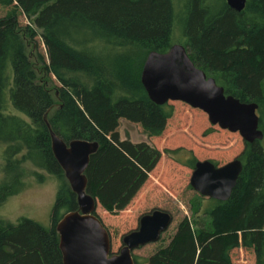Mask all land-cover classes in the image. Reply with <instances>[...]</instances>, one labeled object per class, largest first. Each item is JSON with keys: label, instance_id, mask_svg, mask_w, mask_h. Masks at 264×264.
<instances>
[{"label": "trees", "instance_id": "16d2710c", "mask_svg": "<svg viewBox=\"0 0 264 264\" xmlns=\"http://www.w3.org/2000/svg\"><path fill=\"white\" fill-rule=\"evenodd\" d=\"M0 9L7 11L0 18V144L11 174L0 184V206L26 189L17 174L25 164L61 183L50 229L29 219L0 220V264H63L57 225L78 206L53 155L51 132L67 144L99 143L87 194L110 215L134 202L163 155L186 152L121 142L118 132L127 121L151 139L165 134L175 108L151 102L141 76L150 53L175 45L177 30L192 62L226 96L259 106L264 133V0H248L242 13L225 0H0ZM23 18L29 25H21ZM52 78L56 89L47 85ZM244 147L231 199H208V220L184 218L167 247L143 264H234L236 250L252 251L264 264V150L261 142ZM196 163L184 165L194 170Z\"/></svg>", "mask_w": 264, "mask_h": 264}, {"label": "water", "instance_id": "95a60500", "mask_svg": "<svg viewBox=\"0 0 264 264\" xmlns=\"http://www.w3.org/2000/svg\"><path fill=\"white\" fill-rule=\"evenodd\" d=\"M247 1L225 0L236 13L245 10ZM141 83L150 101L158 106L183 103L206 114L212 126L239 134L246 144L264 140L259 106L226 96L225 90L214 79L195 66L182 45H174L166 54L150 53L143 67ZM50 136L53 155L78 206L77 211L66 214L57 225L63 264H136L134 251L158 243L172 224L171 214L156 210L143 216L139 229L126 235L121 250L113 254L111 235L96 216L98 203L87 194L86 173L91 158L99 152V143L76 140L67 144L53 132ZM243 169V163L238 159L223 167L211 161L197 162L190 186L203 198L226 203L231 199Z\"/></svg>", "mask_w": 264, "mask_h": 264}, {"label": "rangeland", "instance_id": "374dc122", "mask_svg": "<svg viewBox=\"0 0 264 264\" xmlns=\"http://www.w3.org/2000/svg\"><path fill=\"white\" fill-rule=\"evenodd\" d=\"M6 12L0 9V18H3ZM21 25L27 26L29 22L23 18ZM31 27L36 30L34 26L31 25ZM183 40L182 33L177 30L174 34L175 45H183ZM37 43L40 52L46 56V49L40 38L37 39ZM28 54L35 62L32 47L28 48ZM40 77L43 78V75ZM47 80L50 89L59 87L55 79ZM170 104L174 106L175 114L161 138L151 139L144 135L139 126L121 121L118 129L120 141H129L132 144L144 143L161 152L167 149H184L186 152L176 156V159L163 155L142 191L124 212L110 215L99 206L96 213L111 235L114 254L121 250L123 238L139 229L143 216L156 210L173 216V223L170 229L162 235L160 242L134 251L133 256L141 260V264L161 248L167 247L184 218L190 219L191 222L203 218L208 220L203 211L209 206L208 199H199L201 196L193 191L190 180L194 170L186 167L184 163L194 158L197 162L211 161L216 166L223 167L236 160L245 148L244 141L239 134L212 126L208 116L203 112L179 102ZM261 146L264 150V140ZM4 151L5 146L0 144V184L8 180L11 175L6 172ZM17 174L20 175L26 189L0 206V220L16 224L21 219H29L50 229L51 215L60 181L45 171L35 169L30 164L23 165ZM35 174L41 176L42 180L39 181ZM198 207L202 209L196 214L195 210ZM232 261L234 264H256L253 252L248 250L234 251Z\"/></svg>", "mask_w": 264, "mask_h": 264}, {"label": "flooded vegetation", "instance_id": "af4514ba", "mask_svg": "<svg viewBox=\"0 0 264 264\" xmlns=\"http://www.w3.org/2000/svg\"><path fill=\"white\" fill-rule=\"evenodd\" d=\"M101 220V219H100ZM114 254V253H113ZM133 258H134V256H133ZM135 261V260H134Z\"/></svg>", "mask_w": 264, "mask_h": 264}]
</instances>
